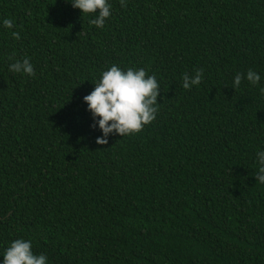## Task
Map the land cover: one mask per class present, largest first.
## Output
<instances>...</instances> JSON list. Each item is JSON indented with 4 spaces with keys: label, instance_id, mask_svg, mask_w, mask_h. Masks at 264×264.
I'll use <instances>...</instances> for the list:
<instances>
[{
    "label": "trees",
    "instance_id": "trees-1",
    "mask_svg": "<svg viewBox=\"0 0 264 264\" xmlns=\"http://www.w3.org/2000/svg\"><path fill=\"white\" fill-rule=\"evenodd\" d=\"M109 3L97 28L70 0H0V261L24 239L49 264H264V0ZM25 57L34 76L9 71ZM112 65L155 74L161 104L100 145L84 97Z\"/></svg>",
    "mask_w": 264,
    "mask_h": 264
},
{
    "label": "clouds",
    "instance_id": "clouds-1",
    "mask_svg": "<svg viewBox=\"0 0 264 264\" xmlns=\"http://www.w3.org/2000/svg\"><path fill=\"white\" fill-rule=\"evenodd\" d=\"M74 9L82 14H93L91 24L103 28L105 22L112 14V5L109 0H70ZM121 7L125 0H120ZM98 10V14H97ZM2 25L6 29H13L12 19L5 18ZM12 36L19 40V32L13 31ZM9 71L34 76L35 70L30 58L16 60L9 66ZM203 79V70H198L195 76H183V88L186 90L197 86ZM243 79L251 84H258L260 74L249 69L246 74L237 73L234 76L233 88H238ZM264 93V89H261ZM160 85L155 74L149 75L145 69L129 68L126 71L117 65H112L102 72L100 80L95 84L94 90L84 97V103L93 117V126L98 127L102 133L97 138V144L108 143L111 135H131L143 130L144 126L151 124L157 118ZM257 172L256 182L264 185V150L256 153ZM0 264H49L44 254H35L32 250V241L17 239L8 246Z\"/></svg>",
    "mask_w": 264,
    "mask_h": 264
}]
</instances>
